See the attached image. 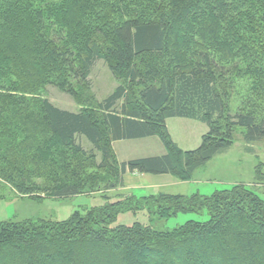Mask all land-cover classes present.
<instances>
[{
	"label": "trees",
	"instance_id": "16d2710c",
	"mask_svg": "<svg viewBox=\"0 0 264 264\" xmlns=\"http://www.w3.org/2000/svg\"><path fill=\"white\" fill-rule=\"evenodd\" d=\"M245 35L264 37V0H0V199L4 189L104 199L65 220L1 221L0 264H264V201L243 183L210 195L106 193L126 172L189 180L232 146L237 128L245 144L264 139V73ZM242 58L248 77L231 109ZM97 60L118 84L89 100L93 109L16 94L49 84L76 97ZM172 117L206 125L197 147L177 146ZM147 136L163 155L117 160L113 141ZM254 178L264 184V163ZM143 209L151 223L112 225L119 212ZM202 210L205 221L152 224Z\"/></svg>",
	"mask_w": 264,
	"mask_h": 264
},
{
	"label": "rangeland",
	"instance_id": "374dc122",
	"mask_svg": "<svg viewBox=\"0 0 264 264\" xmlns=\"http://www.w3.org/2000/svg\"><path fill=\"white\" fill-rule=\"evenodd\" d=\"M245 39L247 42L250 41L248 45L249 49L253 52L252 54L255 56L254 61L262 68L264 73V37L253 35L251 38V36L245 35ZM247 63H249L247 59L242 58L237 60L238 67L242 69V73L238 74V76H233L234 83L231 89L232 96L230 100L231 109H235L238 106L240 100L239 96L245 89V80L248 75L245 73L243 74V70H246ZM253 67L255 68V65ZM88 81L89 86L86 90L77 87L76 97L49 84L45 85V87L36 94L20 92L16 94H21L29 100L46 98L56 107L76 112L84 106H89L93 109V105H87L88 101L103 100L118 84V81L112 76L102 60H97L93 64L88 75ZM3 90L4 89L0 88V94L4 93ZM166 125L172 140L182 150H190L197 147L200 143L202 134H204L207 129L203 122L181 117L168 118L166 120ZM241 134L242 129L237 128L232 146L228 150H225L224 153L222 152L211 158L204 165V168L200 170L201 172L195 173V176L193 178L191 177L189 181L168 186V188L133 189V193L136 197L144 194L149 195L150 192L151 194L165 192L171 194L183 193V195H190L197 192L203 195H210L215 190L229 189L233 184L243 183L252 188L259 198L264 201V184L257 183V180L254 178L255 164L257 161L264 163V139L250 144L254 150V152H251L248 149L249 144H245L241 139ZM78 140L85 149L91 148L90 144L84 138H79ZM157 140L159 139L157 138ZM128 143H132L131 148L136 149L144 145L143 141L137 139ZM121 149L126 148H120V150ZM97 159H99V155H97ZM94 173L99 177L104 175V173L99 170L96 172L94 171ZM173 178L177 180L175 176H173ZM148 182L143 180L140 181L142 185L153 184L150 181ZM106 193L109 198L116 199V196H125L130 192L123 190L122 186H119L114 189H109ZM2 195L4 198L0 199V222L9 220L22 221L25 219L34 220L38 218L60 221L67 219L75 210L82 211L85 208L98 206L104 202L103 197L100 196V192L77 194L67 198L44 197L42 199H35L21 197L13 191L4 189ZM207 219V212L202 210L192 213L180 212L164 220L152 221V224L157 229H172L188 220L205 221ZM134 222L140 224L151 223L147 210L119 212L112 225L129 226Z\"/></svg>",
	"mask_w": 264,
	"mask_h": 264
},
{
	"label": "crops",
	"instance_id": "0c3cea01",
	"mask_svg": "<svg viewBox=\"0 0 264 264\" xmlns=\"http://www.w3.org/2000/svg\"><path fill=\"white\" fill-rule=\"evenodd\" d=\"M165 123H166V121H165ZM166 127H167V125H166ZM133 140H135V139L115 140L111 143L112 148L116 154V158L118 161H126L128 159L138 158V157L163 155L165 153V150H164L162 144L159 142V140H157L156 136H147V137H143V138H137V140L143 141V144H144L138 149L131 148L132 143H128V142H132ZM248 144H249V148L248 147L247 148L251 152H254L253 148L250 145L252 143H248ZM120 148H126V149L120 150ZM223 153H224V151H223ZM218 154H220V153H218ZM218 154H216V155H218ZM200 168L196 169L193 172L194 175L192 174V178L195 176V173H200L201 172L200 170H202V168H204V166L200 167ZM122 180H123L122 189L125 191H129V192L133 193V189H138V188H157V189L158 188H168V186L177 185V184H180L182 182L185 183L186 181H189L190 179L189 180H179V179L176 180L175 178H173V176L171 174L154 175V174H144V173H138V172H126L123 174ZM142 180L147 181V182L150 181L153 184L142 185L140 183V181H142ZM165 193H169V192H165ZM149 194H151V192ZM179 194H183V193H179Z\"/></svg>",
	"mask_w": 264,
	"mask_h": 264
}]
</instances>
